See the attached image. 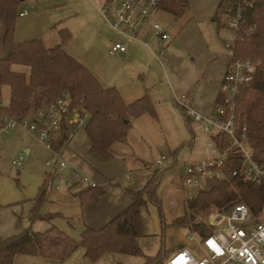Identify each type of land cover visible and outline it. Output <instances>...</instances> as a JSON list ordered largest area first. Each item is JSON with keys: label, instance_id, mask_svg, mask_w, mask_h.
Segmentation results:
<instances>
[{"label": "trees", "instance_id": "1", "mask_svg": "<svg viewBox=\"0 0 264 264\" xmlns=\"http://www.w3.org/2000/svg\"><path fill=\"white\" fill-rule=\"evenodd\" d=\"M158 3V9L173 18H179L189 8L187 0H158ZM21 5L22 0H0V22L4 24L2 42L7 49V54L0 58V85L10 88L9 105L3 111L10 116L34 120V114L40 107L67 94L71 107L84 110L89 115L85 133L91 158L98 162L112 160L116 155L114 145L127 141L132 119L145 113L155 115L152 102L143 96L126 103L116 88L103 87L82 63L65 52L64 46L71 38L67 29L59 30L60 41L52 47H46L41 39L15 42V25ZM217 21L221 24L220 20ZM244 26H254L255 29L250 34L241 32L242 40L236 43L234 54L258 65L253 80L241 87L234 100L233 117L238 129L245 128L253 159L264 167V0L248 12ZM14 64L28 67L29 73L13 71L11 66ZM2 125L0 117V127ZM69 129L64 121L61 122L56 149L64 144ZM210 138L222 149L229 145L228 139L221 134L211 135ZM240 166V155L231 150L222 166L226 179L213 182L209 191L210 194H217L218 198L208 196L207 204L201 205L198 201L202 195L192 200L185 199L184 209L190 214L174 219L169 226L189 228L193 211L205 212L209 204L222 211H228L236 203L245 204L258 222L257 215L264 206V181L255 184L244 179L238 174ZM180 171L182 173V167ZM162 174L155 170L142 189H128L131 202L103 226L85 227L79 241L55 226L44 232L26 229L8 238L0 237V264H13L16 255L40 256L62 263L79 247L84 249V255L90 261H96L105 254H124L141 257V264H163L171 252H166L161 246L155 256H147L138 244V239L144 236L141 208L150 201L161 210L156 189ZM43 187L45 190V183ZM103 194L101 187H91L82 191L79 198L85 203L96 201ZM42 197L43 192L37 198L31 219L39 218L37 211ZM161 224L163 228L166 226L163 219ZM191 229L190 233L200 237L211 232L205 222L195 223ZM182 248L184 246L179 245L177 250Z\"/></svg>", "mask_w": 264, "mask_h": 264}, {"label": "crops", "instance_id": "2", "mask_svg": "<svg viewBox=\"0 0 264 264\" xmlns=\"http://www.w3.org/2000/svg\"><path fill=\"white\" fill-rule=\"evenodd\" d=\"M23 1L24 0H22V2ZM104 1L105 0L93 1L97 14L98 6L104 3ZM187 1L189 8L179 18H173L172 15L162 10L154 11L157 16L154 14L152 15L151 20L154 21L158 17V12L167 14L170 17L172 25L173 36L169 34L170 39L168 41L163 42L161 45H159L156 40L152 41V44L159 48H161L160 46L165 43L163 48L164 50L162 52L163 62L160 59V55L157 57V54L148 50L141 42L128 43L125 53H110L111 55H118L119 57L124 58L127 56L128 52L132 51L134 48L141 50L142 45L150 51L152 54V56H150V62H148L145 67L144 63H141L140 66L132 68L130 79H125L121 83L116 84V87L114 88L118 90L122 99L126 103L133 102L143 96H147L152 104L158 108L164 104L170 106L171 103H173L174 106L179 109L184 120H186L184 116L185 112H183V107L177 102V98L184 95V102L187 105L193 107L202 114H209L215 104L218 103L220 82L225 73L227 62V50L225 48V42L227 41L218 38L217 41L211 30L213 27L206 23V19L210 16L211 11L208 12L204 9V12L199 14L196 18L190 14V3L189 0ZM219 4L220 3L216 6V10L210 18V21L216 26L217 33L220 32L221 27H224L223 24L221 25L217 21V19L219 20L217 15ZM21 11L26 13L22 16L19 15V17H23L27 14L26 9L21 10L20 8V13ZM99 25L100 27L104 26V29H108L109 31L111 30L103 23V21L102 24ZM174 25L176 26V29L174 28ZM147 26L152 30L150 23L144 25L138 33L139 39L148 38ZM111 32L115 34L112 30ZM3 35L4 24L0 22V58L7 54V49L4 47L2 42ZM118 40H120L119 37L117 39H114V37H108L106 45H111L114 41ZM219 42L222 45L224 44V48L226 50L225 56ZM134 50L131 53H133ZM121 58L116 57L115 59ZM11 69L19 73H29V68L23 65L14 64L11 66ZM126 71L125 74L128 75ZM154 72H157L158 78L156 81L152 82L150 78ZM9 101V86L0 85L1 107H7L9 105ZM139 117H136L135 119L139 118L143 119V121L147 119V116L143 114ZM188 119L191 118L188 117ZM68 127L70 128V126ZM78 129H76V131H78ZM74 133L76 134V132ZM0 134L5 135L4 138L0 139L1 238H8L26 229L44 232L49 227L55 226L70 236L73 240L79 241L81 233L85 227L89 226L92 228H99L103 226L131 202V195L128 189H126L122 190L120 193L112 192L111 194L113 197L111 200L105 198L104 191V194L98 200L82 203L79 198V194L82 191L89 189L88 184L83 182L78 183L73 190L64 189L59 192L54 189L43 190L45 181H54L56 178L53 170L46 165V161L50 156V151L43 143L39 142L31 132L22 127L17 126L8 133L0 132ZM74 136L63 152V156L65 153V156L67 154L68 157L72 159H74L73 156L75 158L78 157L70 152L67 153V147L74 139ZM116 145L118 144H115L114 148ZM21 153L24 154L23 165L20 168H17L11 163V161ZM88 158H91L89 153ZM91 159L97 162V164L100 163L93 158ZM4 160L6 163H9V166H5ZM165 162L164 170L161 171L163 174L160 178L156 194L161 200V203L164 205L168 204L174 208V210H178L172 219L173 221L174 219L181 217L184 211L185 190L181 185L180 178L182 173H180V170L182 165L185 163L178 164L176 166L175 160L170 165H166ZM74 163L78 168H76V170L95 181L98 185L97 187H101L97 182L96 174L87 165H85L84 162L81 161V163ZM11 166L16 170H13ZM45 166L48 167L50 171H48ZM73 169H75V167H73L70 163L69 168L66 169L67 175H65L69 177ZM132 188L135 190L141 188L139 187L137 180ZM41 192H43V197L37 211L39 218L31 219L30 215L37 206V198ZM151 232L153 231L147 229V225L143 224L144 235H157ZM145 241L143 237L139 238V247L141 250L145 249L146 252H151L146 253L142 250L145 255L155 256L161 246L158 242H155L154 247L151 248L147 246ZM165 251L170 252L166 249ZM175 251L176 250L172 249L170 254ZM126 257L132 256L124 254H105L96 261H90L85 257L84 249L79 247L62 263L40 256L16 255L14 257L13 264H128L126 263ZM135 264L141 263L138 261Z\"/></svg>", "mask_w": 264, "mask_h": 264}, {"label": "rangeland", "instance_id": "3", "mask_svg": "<svg viewBox=\"0 0 264 264\" xmlns=\"http://www.w3.org/2000/svg\"><path fill=\"white\" fill-rule=\"evenodd\" d=\"M93 1L24 0L21 10L26 9L27 14L17 18L14 41L21 43L32 39H42L46 47H52L60 41V36L58 38L59 30H61V28L67 29L71 38L64 46L65 52L82 63L98 82L106 88L116 87V84L121 83L125 79H130L132 68L140 66L141 63H144L145 67L151 60L150 56H152V54L150 51L157 54V57L160 55V59L163 62L162 52L165 43L160 46L161 48L152 44L155 38L153 31L148 26V38L140 39L144 43L150 44V48L146 47L150 51L141 44V50L134 48V52L131 53L133 50L128 52L127 56L124 58L118 55H111L109 53L110 45H106V40L108 37L117 39L118 36L113 34L111 30L104 29V26L100 27L99 24H102V21L98 17ZM228 2L229 0L223 1L217 11L221 24L222 21L226 19L223 8ZM189 3L190 14L196 18L199 14L204 12V9L208 12L211 11L210 16L206 19V23L213 27L211 30L217 41L218 39L226 40L229 43L234 41V32L232 30L224 26L221 27L220 32L217 33L215 24L210 21L220 0H189ZM153 14L157 16L155 12H152L151 18ZM154 21L158 23L164 31L173 36L170 17L167 14L158 12V17ZM175 27L174 25V28ZM219 45H221L225 56L226 50L224 44L222 45L219 42ZM116 57L121 59H115ZM125 71L129 76L125 74ZM157 78V72H154L150 80L153 82L156 81ZM153 106L155 115H150L148 113L143 114L147 116V119L144 121L143 119H139L143 117L132 119V128L128 132L127 143L116 145L114 148L116 155L108 162H100L97 164V162L88 158V140L85 133V125L88 119L85 125L78 129V131H76V127L70 126V131L73 133L76 132V134L74 133V139L67 147V153L70 152L75 154L78 158L73 156L74 159H72L68 157L67 154L66 157L64 153L65 159L69 161L75 169L77 166L74 162H84L85 165L96 174L97 182L102 189H104L105 198H108V200L112 199V192L120 193L122 190L130 188L135 190L132 186L135 184L136 180L139 187H141L138 190L142 189L155 172V161L161 156L166 157V165H170L175 160L176 166L178 164L190 163L204 158L205 145L209 140V135L202 130L201 125L191 119L184 120L179 109L176 108L173 103H171V107L166 104L159 108L154 104ZM1 110L3 111L2 107ZM4 137V134H0V139ZM4 164L5 166H9V163H6L5 160ZM11 168L16 170L12 166ZM45 168L50 171L48 167L45 166ZM66 173L65 170L60 177L64 181L69 178L66 176ZM56 180H58L57 177ZM47 182L51 181H46L45 184ZM62 190H64V188L57 191L59 192ZM203 195L205 194H202L198 201V205L203 203L207 204L208 196L214 195L216 196L215 198H218L217 194H210L209 191L207 195ZM177 211L178 210H174V208L168 204L164 205L163 203H161L160 210L156 204L147 201L141 208V218L143 224L147 225V229L153 231L151 233L157 235H144L143 239L144 241L146 240L147 246L151 248L154 247L155 242H158L160 246H163L164 249L170 252L172 249L177 251L179 245H184L199 257L202 253L200 248L197 247L194 249V243L188 240L189 235H193L196 238L194 234L189 232L192 230L191 227L199 222L208 224L211 215L222 213L223 211L209 204L205 212L193 211V217L189 222V228H187L188 226L186 228L170 227L169 224L172 222ZM184 214L188 215L190 212L184 209L183 215ZM162 219L166 223L164 228L161 224ZM257 219L258 221H264V208L258 213ZM142 250L146 252L145 249ZM169 257L170 254H167L163 264H166ZM126 259V263L128 264H135L138 261L142 263L143 260L141 257L137 256L126 257Z\"/></svg>", "mask_w": 264, "mask_h": 264}, {"label": "built area", "instance_id": "4", "mask_svg": "<svg viewBox=\"0 0 264 264\" xmlns=\"http://www.w3.org/2000/svg\"><path fill=\"white\" fill-rule=\"evenodd\" d=\"M259 1L261 0H229L223 8L226 19L222 24L234 32V41L225 42L227 62L220 82V101L211 112H198L184 102V95L177 98L185 114L199 123L206 134H221L228 139L229 144L222 149L210 138L206 143L203 159L182 165L181 185L185 190L186 200L211 191L213 182L226 179L222 166L231 150L240 155L241 166L238 174L241 177L255 184H262L264 181V167L253 159L245 128L238 129L233 117L234 100L241 87L253 80L258 65L252 60L235 56L234 48L236 43L242 40L241 32L250 34L255 29L254 26L244 25L248 12ZM158 5V0H105L98 6L100 19L120 38L110 45L109 53H125L127 44L131 42H141L150 48V44L142 42L138 36L139 31L148 23L151 24L154 38L159 45L168 41L170 35L151 20L152 12L159 10ZM25 13L21 12L19 15ZM0 111L3 124L0 132L8 133L17 126L22 127L50 151L46 165L53 170L58 180L55 178L54 181L47 182L46 190L73 189L81 182L88 184L89 188L98 186L95 181L76 169L72 170L67 180L60 178L62 172L70 166L63 152L74 136L69 129L62 147L55 148L61 122L64 121L66 126L78 129L85 125L89 117L86 111L71 107L67 94L40 107L34 114V120L10 116L1 110V105ZM23 157L24 154L21 153L11 163L20 168L23 165ZM165 160L166 157L161 156L155 161L156 171L164 170ZM208 224L211 228L209 235L200 237L194 234L196 238L193 235L188 236V240L194 243L193 248H200L202 253L199 257L184 247L174 252L166 264H264V221L256 222L245 204L236 203L228 211L211 215Z\"/></svg>", "mask_w": 264, "mask_h": 264}]
</instances>
